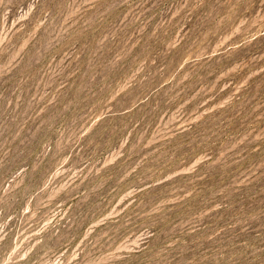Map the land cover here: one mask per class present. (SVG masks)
I'll return each mask as SVG.
<instances>
[{
    "label": "rangeland",
    "instance_id": "rangeland-1",
    "mask_svg": "<svg viewBox=\"0 0 264 264\" xmlns=\"http://www.w3.org/2000/svg\"><path fill=\"white\" fill-rule=\"evenodd\" d=\"M0 264H264V0H0Z\"/></svg>",
    "mask_w": 264,
    "mask_h": 264
}]
</instances>
